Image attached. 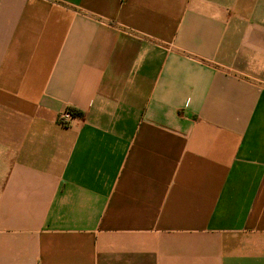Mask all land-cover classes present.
<instances>
[{
  "label": "crops",
  "instance_id": "0c3cea01",
  "mask_svg": "<svg viewBox=\"0 0 264 264\" xmlns=\"http://www.w3.org/2000/svg\"><path fill=\"white\" fill-rule=\"evenodd\" d=\"M0 264H264V0H0Z\"/></svg>",
  "mask_w": 264,
  "mask_h": 264
},
{
  "label": "built area",
  "instance_id": "2783aa9c",
  "mask_svg": "<svg viewBox=\"0 0 264 264\" xmlns=\"http://www.w3.org/2000/svg\"><path fill=\"white\" fill-rule=\"evenodd\" d=\"M65 116L70 117V119H66ZM75 116L72 111L70 109L66 110L65 112H63L60 116H59V122L63 125V126H69V122L71 120H73Z\"/></svg>",
  "mask_w": 264,
  "mask_h": 264
},
{
  "label": "trees",
  "instance_id": "16d2710c",
  "mask_svg": "<svg viewBox=\"0 0 264 264\" xmlns=\"http://www.w3.org/2000/svg\"><path fill=\"white\" fill-rule=\"evenodd\" d=\"M71 111H72V113H73L75 116H82V115H83L82 113H80V112H78V111H76V110L71 109Z\"/></svg>",
  "mask_w": 264,
  "mask_h": 264
},
{
  "label": "clouds",
  "instance_id": "9594fccd",
  "mask_svg": "<svg viewBox=\"0 0 264 264\" xmlns=\"http://www.w3.org/2000/svg\"><path fill=\"white\" fill-rule=\"evenodd\" d=\"M66 119H70V117L65 116Z\"/></svg>",
  "mask_w": 264,
  "mask_h": 264
}]
</instances>
